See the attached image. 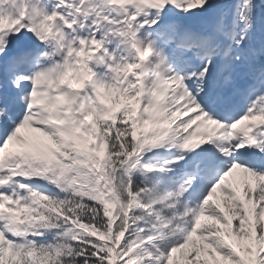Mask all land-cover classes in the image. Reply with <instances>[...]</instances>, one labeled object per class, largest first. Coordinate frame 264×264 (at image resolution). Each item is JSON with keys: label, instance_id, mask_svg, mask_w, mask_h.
I'll list each match as a JSON object with an SVG mask.
<instances>
[{"label": "snow or ice", "instance_id": "6c2138e0", "mask_svg": "<svg viewBox=\"0 0 264 264\" xmlns=\"http://www.w3.org/2000/svg\"><path fill=\"white\" fill-rule=\"evenodd\" d=\"M0 264H264V0H0Z\"/></svg>", "mask_w": 264, "mask_h": 264}]
</instances>
